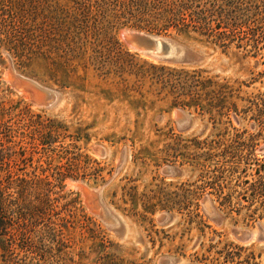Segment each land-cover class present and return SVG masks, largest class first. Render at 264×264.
<instances>
[{
  "label": "rangeland",
  "instance_id": "rangeland-1",
  "mask_svg": "<svg viewBox=\"0 0 264 264\" xmlns=\"http://www.w3.org/2000/svg\"><path fill=\"white\" fill-rule=\"evenodd\" d=\"M207 1L219 5L221 25L189 35L162 34L199 54L192 63L131 51L119 37L121 28L117 38L134 55L124 53L122 75L109 64L106 74L80 68L68 78L42 58L22 66L1 53L0 148L12 155V175L17 185L20 178L29 180L34 194L37 181L43 193L45 183L64 185L51 192L50 210L56 215L50 227L57 240L47 244L45 254L35 242L31 263L264 264V237L257 238L258 226L264 227V151L259 150L264 143V49L245 55L238 39L230 47L212 41L211 35L235 32L223 16L224 0ZM151 63L196 71L191 88L186 87L192 94L185 97L182 85L178 97L158 93L143 77ZM17 74L59 96L37 103L15 81ZM4 123L12 125L10 132ZM178 126L218 128L182 130L188 141L199 134L213 141L223 127V148L210 150L218 159L223 151V197L175 194L174 181L191 175L184 163L183 176L175 179L173 129ZM210 201L217 213L210 212ZM243 231L251 235L244 237ZM17 246L15 255L22 259Z\"/></svg>",
  "mask_w": 264,
  "mask_h": 264
},
{
  "label": "trees",
  "instance_id": "trees-1",
  "mask_svg": "<svg viewBox=\"0 0 264 264\" xmlns=\"http://www.w3.org/2000/svg\"><path fill=\"white\" fill-rule=\"evenodd\" d=\"M217 9L219 5H210L207 0H0V56L7 52L22 66L30 65L35 57L42 58L48 67L68 78L80 68L106 74L109 64H115V71L122 75L126 68L124 53L134 55L118 40L120 28L165 35H172L174 30L189 35L213 24L221 25L223 18L216 15ZM223 16L235 34L211 35V40H223V46L230 47L238 39L237 47L245 55H259L264 49V0H224ZM195 73L151 63L143 77L151 80L158 93L178 97L182 85L183 95L189 97L192 93L186 87L188 84L191 88L189 81ZM4 124L10 132L12 125ZM11 156L8 149L0 148V264H33L34 243L38 241L45 254L49 251L47 244L57 240L55 227H50L56 215L50 210L55 201L51 192L64 185L53 183L51 187L45 183L43 193L41 181H37L36 194L30 192L25 177L18 179L21 183L17 185ZM41 194L45 196L41 198ZM32 198L40 203L37 200L39 204L27 205ZM17 245L23 252L22 259L15 255Z\"/></svg>",
  "mask_w": 264,
  "mask_h": 264
},
{
  "label": "flooded vegetation",
  "instance_id": "flooded-vegetation-1",
  "mask_svg": "<svg viewBox=\"0 0 264 264\" xmlns=\"http://www.w3.org/2000/svg\"><path fill=\"white\" fill-rule=\"evenodd\" d=\"M177 129V131L173 129L175 139L173 171L175 179L178 180L183 176L184 170L181 169L183 165L180 166V164H189L191 175L190 177L188 175V179L174 181L177 191L175 194L179 197H223V151L220 152L221 159H218L217 155L210 151L215 146L223 148V127L220 128L222 133L219 136H211V138H214L213 141H208L210 136H202L201 134L192 136L193 140L188 141L179 133H184L182 130L194 129L216 131L218 130L217 127L178 126ZM201 138H206V141H199ZM237 138L239 140L238 144L242 146V134ZM208 208L211 213H217V208L211 201L208 203Z\"/></svg>",
  "mask_w": 264,
  "mask_h": 264
},
{
  "label": "water",
  "instance_id": "water-1",
  "mask_svg": "<svg viewBox=\"0 0 264 264\" xmlns=\"http://www.w3.org/2000/svg\"><path fill=\"white\" fill-rule=\"evenodd\" d=\"M119 37L126 48L152 59L173 63H192L200 58V55L193 50L162 34L124 27L119 31ZM14 78L39 104H43L47 97L59 96V92L43 86L31 78L19 74ZM259 150L264 151V143ZM258 232L257 238L262 239L264 237L262 225L258 226ZM243 234L244 237L251 235L248 231H243Z\"/></svg>",
  "mask_w": 264,
  "mask_h": 264
}]
</instances>
